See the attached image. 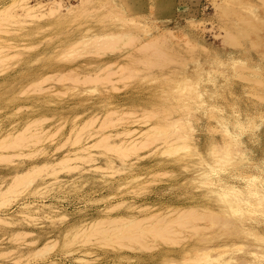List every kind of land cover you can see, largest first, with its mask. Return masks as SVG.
Instances as JSON below:
<instances>
[{"label": "rangeland", "instance_id": "obj_1", "mask_svg": "<svg viewBox=\"0 0 264 264\" xmlns=\"http://www.w3.org/2000/svg\"><path fill=\"white\" fill-rule=\"evenodd\" d=\"M19 1L0 0V11L8 9L0 15V143L19 133L25 140L37 134L39 140L32 136L26 144L18 138L26 145L17 149L0 144V190L10 186L15 194L0 191V264H170V258L198 249L221 264H264L261 210L247 221L215 210L192 188L184 171L188 161L166 154L167 145L181 136H166L167 142L151 137L153 127L161 131L169 121L186 122L183 134L204 151L216 134L201 104L264 120V0H58L61 8L53 14L46 13L47 0ZM95 36L110 43L99 47ZM231 57L243 63L231 64ZM105 116L112 125L101 128ZM126 131L130 135L124 136ZM144 133L154 143L141 148L151 142ZM106 136L111 137L107 144ZM95 139L100 147L93 146ZM130 144L134 154L124 149ZM108 145L123 147L128 156L100 149ZM248 147L256 160L264 159V130ZM22 175L31 183L17 185L18 194L11 185ZM192 207L211 220L188 219L191 229L197 225L192 231L171 225L175 233L179 228L174 239L169 229L175 244L146 235L142 242L148 247L141 248L102 236L109 245L102 247L99 235L88 238L101 231H89L87 225L95 221L106 228L110 219L145 216L159 224L164 219L157 218L168 213L173 218ZM116 221L106 229L118 226ZM75 227H87L82 231L90 234Z\"/></svg>", "mask_w": 264, "mask_h": 264}, {"label": "clouds", "instance_id": "obj_2", "mask_svg": "<svg viewBox=\"0 0 264 264\" xmlns=\"http://www.w3.org/2000/svg\"><path fill=\"white\" fill-rule=\"evenodd\" d=\"M230 63L243 61L231 57ZM200 107L215 126V138L200 151L183 134L186 122H173L161 130V136L180 135L181 139L169 145L166 154L188 161L184 171L192 188L215 210H222L236 221H247L256 210L264 214V159L256 160L248 147L264 130V120L258 121L235 109L228 113L220 104ZM170 264H221V261L206 249H198L187 257L170 258Z\"/></svg>", "mask_w": 264, "mask_h": 264}, {"label": "bare ground", "instance_id": "obj_3", "mask_svg": "<svg viewBox=\"0 0 264 264\" xmlns=\"http://www.w3.org/2000/svg\"><path fill=\"white\" fill-rule=\"evenodd\" d=\"M25 1H26V0H25ZM47 1H48L47 4H46L47 7H48V10L46 11L47 14H48V11H51L52 14H53V13H55V12H53V11H58V9L61 8V6H60L61 3H60L58 0H47ZM80 1H81V0H80ZM19 2L21 3L22 1L20 0ZM22 3H23V2H22ZM29 4H31V3H29ZM43 4H44V3H43ZM43 4H41V5H43ZM13 5H15V4H13ZM26 5H27V4H26ZM76 5H77V4H76ZM76 5H75V7H77ZM10 7H11V6H10ZM22 7H24V6H22ZM43 7H44V6H43ZM64 7H65V10H66V9H67L66 6H64ZM8 8H9V6H8ZM35 8H36V6H35ZM44 8H45V7H44ZM6 9H7V8H6ZM6 9L3 10V11H0V15L3 14V13H4V14H3L2 16L6 15L5 13H7V11H8V9H7V10H6ZM21 9H22V8H21ZM31 9H32L31 7H28L27 10H26L27 13H28ZM68 9H69V8H68ZM33 10H34V8H33ZM71 10H72V9H71ZM73 10H74V9H73ZM31 11H32V10H31ZM68 11H69V10H67V12H68ZM51 12H50V13H51ZM41 15H43V14H41ZM41 15H40V16H41ZM31 16H34V15H31ZM0 17H1V16H0ZM26 17H27V16H26ZM28 17H29V16H28ZM96 37H97V36H95V39H97V40L94 39V41H97V42H95V44H98L97 46H99V47H100V46L102 47L103 44L108 43V42L110 41V40L106 41L105 38L103 37L105 42H104V41L99 42L102 36H99L100 39H98L99 37H98V38H96ZM93 38H94V37H93ZM93 38H90V39H93ZM98 40H99V41H98ZM101 40H102V39H101ZM111 42H112V40H111ZM130 42H131V41H130ZM100 43H102V44L100 45ZM109 43H110V42H109ZM152 44H153V43H152ZM106 45H107V44H106ZM108 45H110V44H108ZM153 45H154V44H153ZM153 45H151V46H153ZM154 46H155V45H154ZM99 47H98V48H99ZM103 47H104V46H103ZM105 47H106V46H105ZM107 47H108V46H107ZM156 47H157V45H156ZM153 48H155V47H153ZM0 50H1V49H0ZM154 50H155V49H154ZM152 51H153V50H152ZM155 51H156V50H155ZM0 55H1V54H0ZM1 57H2V55H1ZM1 60H3V57H2ZM1 60H0V62H3V61H1ZM144 60H145V59H144ZM144 60H142V61H144ZM148 60H149V59L146 58L145 61H148ZM145 61H144V63H145ZM149 61H150V60H149ZM150 63H151V64H150ZM144 65H145V64H144ZM146 65L150 66V65H152V62H151V61H150L149 63L146 62ZM124 72H125V71H124ZM122 74H123V73H122ZM122 76H123V75H122ZM125 76H126V75H125ZM130 76H131V74H130ZM123 77H124V76H123ZM126 77H127V76H126ZM119 114H120V113H119ZM108 115H112V114L109 113ZM108 115H107V116H108ZM121 115H122V114H121ZM113 116H114V114H113ZM117 116H118V115H117ZM146 116H147V115H145V117H146ZM108 117H109V116H108ZM104 118H105V120H104ZM104 118H103V121H102L103 123L101 122V125H102L101 128H103V124H107V123L109 122V119H110V117H109V119H108L106 116H105ZM115 118H116V117H115ZM106 119H107V120H106ZM115 120L118 121L119 118H117V119H115ZM120 120H123V119H120ZM120 120H119V121H120ZM104 121H107V123H105ZM110 121H111V120H110ZM119 121H118V122H119ZM165 121L167 122V120H164V122H162V123L165 124V123H166ZM36 122H37V121H35L34 123H36ZM169 122H170V123H173L172 121H169ZM114 123H116V122H114ZM114 123H113V125H114ZM170 123H169V124H170ZM109 124L112 125V122H110ZM109 124H107V125L109 126ZM166 124H168V122H167ZM107 125H104V126H107ZM88 126H89V125H88ZM88 126H87V127H88ZM160 126H161L160 129H163V128H164V127L162 128V125H160ZM160 126L158 125V127H160ZM166 126H167V125H166ZM109 127H111V126H109ZM99 128H100V127H99ZM101 128H100V129H101ZM153 128H154V127H153ZM153 128H152V130H154V131L151 130V127H150V128H147V129H148V131H152V133L150 132V133H151V137L154 136L153 138H154V139L156 138L155 142H158L159 139L161 140L160 137H162V138L164 139V140L162 139L163 141L161 140V142H165L167 139L173 138V137H172L173 135H171L170 138H166V136H161V131H160L159 129H157V128H154V129H153ZM26 129H28V128H26ZM147 129L145 130V133L147 132ZM83 130H84V129H83ZM155 130H156V132H157V133H155L157 137H155V134L153 133V132H155ZM157 130H158V131H157ZM97 131H98V130H97ZM97 131H96V133H97ZM103 131H104V129H103ZM99 132H102V131L99 130ZM99 132H98V133H99ZM127 132H128V131L124 132V133H126L124 136H126V135L129 133V132H128V133H127ZM132 132H133V131H132ZM132 132H130V133H132ZM134 132H135V130H134ZM143 132H144V131H143ZM143 132H142V133H143ZM104 133H105V132H104ZM122 133H123V132L120 133V136H121ZM142 133L140 132V134H142ZM145 133H144V134H145ZM19 134H20V135H19ZM19 134H16V137H15V136L12 137V140H11V141H10V139H9V141H7V143H6L7 145L4 144V142H1L0 144L3 143L5 146H8V148H9V145H12V147L10 146L12 149H14V148L17 149V147L20 146L23 142L26 141V144H27V140H28V141H31L30 139H32V136H34V138L36 137L37 140H39L37 134H36L37 136H36V135H32V136L30 137V139H26V140L24 139V138H27L26 135H24V136L22 135V136L24 137V138H23V137H21V133H19ZM33 134H34V133H33ZM107 134H108V133H107ZM109 134H110V133H109ZM140 134H139V135H140ZM146 134H147V133H146ZM146 134H145V136L148 138L150 135L147 136L148 134H147V135H146ZM152 134H154V135H152ZM17 135H18L19 137H17ZM99 135H101V134L99 133ZM118 135H119V134H118ZM118 135H115V137H117ZM128 135H130V134H128ZM184 135H185V134H184ZM25 136H26V137H25ZM28 136H30V135H28ZM77 136H78V135H77ZM77 136H76V137H77ZM79 136H80V135H79ZM92 136H93V135H92ZM102 136H103V135H102ZM107 136H108V135H107ZM107 136L105 137L106 139H104V140H106L105 143H106L107 140H108L107 138H109V137H107ZM143 136H144V135H143ZM143 136H141V137H143ZM145 136H144V137H145ZM175 136L177 137V135H174V138H176ZM8 137H9V135H8ZM82 137H83V135L81 136V138H82ZM93 137H94V136H93ZM95 137H96V136H95ZM103 137H104V136H103ZM115 137H114V138H115ZM118 137H119V136H118ZM141 137H140V138H141ZM151 137H149V138H150V139H149L150 141H151ZM158 137H159V138H158ZM13 138H14V139H13ZM18 138H19V140H18ZM28 138H29V137H28ZM34 138H33V139H34ZM81 138H80V139H81ZM100 138H101V137H100ZM100 138H99V142L102 143V142L100 141ZM110 138H111V137H110ZM110 138H109V139H110ZM136 138H137V137H136ZM147 138H145L144 140H147ZM165 138H166V140H165ZM178 138H180V136H179ZM178 138L175 139V140L177 141ZM16 139H17L19 142H21V141H23V142H22V143H18V141H16ZM21 139H24V140H21ZM76 139H77V138H76ZM80 139H79V140H80ZM154 139H152V140L154 141ZM157 139H158V141H157ZM6 140H8V139H6ZM6 140H5V141H6ZM13 140H14V141H13ZM37 140L35 139V140H34V141H35L34 143H36ZM97 140H98V139H97ZM97 140L95 139L96 143L93 145L95 148H96V146L98 147L99 145H100V146L102 145V144H100L99 142H98L99 144H97ZM104 140H102V141L104 142ZM121 140H123V139H121ZM175 140H174V142H176ZM179 140H180V139H179ZM15 141H16L19 145H18V144H17V145H14V144H16ZM95 141H94V142H95ZM129 141H131V140H128L127 143H128ZM153 141H151V142L148 141V142L151 143V144H149V143L147 144V143H144L143 141H141V143L143 142L142 145H141V146H140L139 144H138V145H139L141 148H143V147L145 148V145H150V146L153 145V143H154ZM8 142H10V143H8ZM79 142H80V141H78V139L75 141V143H78V144H79ZM122 142H123V141H122ZM159 142H160V141H159ZM166 142H167V141H166ZM171 142H172V141H171ZM171 142H169V143H171ZM34 143H33V144H34ZM105 143H104V144H105ZM107 143H108V142H107ZM107 143H106V144H107ZM118 143L120 144L121 142H118ZM134 143L137 144V143H139V142H138V141H137V142H133V144H134ZM3 144H2V145H3ZM26 144H24V145H26ZM30 144H32V143H30ZM91 144H92V143H91ZM91 144H90L89 146H92ZM96 144H97V145H96ZM104 144H103V145H104ZM133 144H130L132 148H133L134 145H135V144H134V145H133ZM162 144L165 145V143H162ZM167 144H168V143H167ZM22 145H23V144H22ZM22 145H21V146H22ZM24 145H23V146H24ZM117 145H118V144H117ZM130 145H129V148H131ZM132 145H133V146H132ZM143 145H144V146H143ZM0 146H1V145H0ZM5 146H4V147H5ZM15 146H16V147H15ZM21 146H20V148H21ZM83 146H84V145H83ZM89 146H88V147H89ZM93 146H92L91 148H93ZM100 146H99V147H100ZM104 146L106 147V145H104ZM104 146H102V147H104ZM113 146H114V145L110 146V147H112L111 149H113V150H111L110 147H109V145H108V148H109V150H111V152H110L109 150H108L109 152H107L106 149H108V148H100V149H103V151H104V149H105L106 153H112V151H113V152H114V151H115V152H118V151L120 150V149H118V151H117V147L119 148V146H115V147H116V148H115L116 150L114 149ZM120 146H121V145H120ZM139 146H138V147H139ZM168 146H169V145H167V147H168ZM136 147H137V146H136ZM147 147H149V146H147ZM20 148H19V149H20ZM84 148H85V150H86L87 147H84ZM84 148H81V149L83 150ZM126 148H128V147H126ZM126 148H124L125 151L132 150V151H133V154H134L135 151H137V150H135V148H133L134 150H133V149H129V148L126 150ZM149 148H150V147H149ZM19 149H18V150H19ZM97 149H98V148H97ZM124 149H123V147H122V150H120L121 153H120V152L117 153L118 155L120 154V155H119L120 157H124V156H125L124 153H126V157L128 156V155H127L128 152H124ZM138 149H139V148H138ZM166 149H167V148H166ZM18 150H17V151H18ZM88 150H89V149H88ZM152 150H153V149H152ZM86 151H87V150H86ZM115 152H114V153H115ZM122 152H123V155H124V156H122ZM129 152H130V151H129ZM87 153H88V152H87ZM89 154H90V153H89ZM105 155H106V154H105ZM115 155H116V154H115ZM129 155H131V154H129ZM81 156H83V155H81ZM116 156H117V155H116ZM89 157H90V155H89ZM64 158H65V157H64ZM75 158H76V157H75ZM87 158H88V157H87ZM124 158H125V157H124ZM63 160H67V159H63ZM59 161H60V160H59ZM67 161H68V160H67ZM67 161H66L65 163H63V164H66V165H67ZM62 162H64V161H62ZM62 162H61V163H62ZM61 163L59 162V165H60V166H61ZM57 164H58V162H57ZM63 164H62V165H63ZM44 165H45V164H43V166H44ZM51 165H52V164H51ZM51 165H50V167H51ZM111 165H112V164H111ZM34 166H35V165H34ZM48 166H49V165H48ZM48 166H47V169L50 168V167H48ZM57 166H58V165L55 164L53 167H57ZM67 167H68V165H67ZM112 167H113V165H112ZM45 168H46V167L43 168L44 170H43V169H38V172H37V171H36V172H37L38 174H39V173L41 174V173H42V170H43V171H46ZM35 170H37V169L35 168ZM39 170H40V172H39ZM54 171H55V170H54ZM30 172H31V171H30ZM56 172H57V171H55L54 174H55ZM33 173H34V170H32V173H30V174H33ZM37 173H34V174H37ZM44 173H46V172H44ZM52 173H53V172H52ZM52 173H51V174H52ZM25 174H26V173H25ZM27 174H28V173H27ZM27 174H26V175H27ZM38 174H37V175H38ZM26 175H24V176H26ZM52 175H53V174H52ZM24 176L22 175V177L19 176V177H17V178H15V177L13 178V184H12L11 186H12V188H14V186H15L14 191H15V190L17 191V189H18V188H17V187H18L17 185H19V184L22 183V184L20 185V186H22V185L24 184L23 182H29L28 180L31 178L30 175H27V176L29 177V179H28L27 181L25 180L26 177H25V179L23 178ZM39 176H40V175H39ZM37 177H38V176H37ZM33 178H35V177H33ZM24 180H25V181H24ZM33 180H34V179H32V181H33ZM11 182H12V181H10V183H11ZM29 183H31V181H30ZM26 184H27V183H25L24 185L26 186ZM6 185H7V184H6ZM24 185H23V186H24ZM28 185H29V184H28ZM28 185H27V186H28ZM9 187H10V186H9ZM9 187H8V188L6 187L8 190H7V189H6V190L4 189V191H5L4 194L7 195L8 193H7L6 191H8V192H9L8 195H11L10 197H12V195L15 196L14 193L11 194L10 191L13 190V189H9ZM10 188H11V187H10ZM20 188H21V187H20ZM0 191H1V190H0ZM4 191H3V192H4ZM3 192L1 191V193H3ZM1 193H0V194H1ZM6 193H7V194H6ZM17 193L20 194L19 191H17ZM18 194H17V195H18ZM0 196H1V198H2L3 194L0 195ZM4 199H5V198H4ZM0 200H1V199H0ZM5 201H6L5 203L7 204V203H8V202H7L8 200L6 199ZM9 201H10V199H9ZM1 202H2V201H1ZM3 204H4V201H3ZM0 205H1V204H0ZM7 205H8V204H7ZM27 205H28V204H27ZM30 205H31V204H30ZM24 206H25V205H24ZM26 207H27V206H26ZM28 207H29V206H28ZM33 208H34V205H33ZM194 208H195V207H192V209H189V208H188L189 210H187L186 212H183V210H182V211L179 212L180 214L178 213V214L175 215V217H173V218H168V217H167V216L170 214V213H168V212H167V213H168L167 215H165V216L163 215V217H159V218H157V219H159V220L164 219V220H165V221L163 220V221H164V224H163V221H161V222L159 221V224H157V223H158V222H157L158 220H155L154 222L150 223L149 221H151V220H150V219H149V220L145 219V218H144L145 216H143V218H139V219H140V220L142 219V221H144L145 223H146V221H148V222L150 223V224H148V225H145V223L142 224V223H141L142 221H139V219H137L138 221H135V220H132V219H131V221H130V220L128 221V219H127V221H125L126 219H125V220L122 219L123 222H121V220L119 221V220L116 219L118 222H120V223H118L119 225L116 226V227H113V229H112V227L108 228V229L110 230V231H109V230L106 229V228L109 226V223H111L110 221H113V222L115 223L116 220H111V219H110V221H108L109 223L107 222L108 226H107V224H106V221L104 220V223L106 224V228H105L103 225H101L102 227H100V226L98 227L97 225H98L101 221H100L99 223H97L98 221H97V222L95 221L96 224L93 225V224L90 223V224L87 225V227L89 226L88 228L90 229V230H89L90 232H91V231H94V230L97 229V228H98V229H99V228L101 229V231H100V230H95V231L92 233L94 237L90 234V232H89L88 234H90L91 236L88 235V234L85 232V230L82 231V228H83V227H81V229H80V228H77V227H75V228L78 229V230L80 229V231L84 232L83 234L86 233V234L89 236V237L86 236V238H87V237H88V238L91 237V238H94V239H95V238L97 237L96 235H99L98 237L100 238V240H101V237L103 236L104 238H106V237H108V238H114V239L116 240V241H115L116 243H118V241H119V244H120V242H121L122 240H126V242H127L128 244H129L130 242H134L135 245L138 244V243H140V245L138 244L137 246H139V247L143 246V248H145V247L147 248L148 245L146 246V243H145L146 241L144 240V241L142 242L143 238H144L146 235H147V236H150V238L152 237L151 239H153V237H154L155 239H159V238H160V240H162V241H163L164 239H166L165 241L168 240V243H170L169 241L171 240V237H169L170 235H168V234H170V232L172 231V232H171V236H172V234H173V239H174V235H176V234L178 233V229H179V228H178V229H177V233H175V232H176V231H175L176 229L171 228V225L174 224L173 226H175V225L177 224L178 226L176 225V227L181 226V229L183 230L184 228H182V227H185V228L187 227V228H188L189 224H190V226H191V222H192L193 219L197 220V219L199 218V220H202V221L207 220V219H205V217L202 218V213H201V214L196 213L195 210H194ZM22 209H27V208H22ZM22 209H20V211H21ZM30 209H32V208H30ZM198 209H199V208H198ZM28 210H29V208H28ZM36 210H37V207H36ZM201 210H202V209H201ZM24 211H25V210H23V212H24ZM176 211H177V210H176ZM176 211H175V213H176ZM202 211H204V210H202ZM210 211H211V210H210ZM17 212H19V211H17ZM25 212H26V211H25ZM170 212H172V214H174L173 211H170ZM206 212H207V215L210 213V212H208V211H206ZM206 212H204L203 215H206V214H205ZM212 212H213V211H212ZM20 213H21V212H20ZM26 213H27V212H26ZM28 214H29V213H28ZM211 214H213V213H211ZM22 215H23V217H24L26 214L24 215V213H23ZM29 215H30V214H29ZM151 215H152V214H151ZM155 215L158 216L157 213H156V214H153V216H150V217H151V218H154ZM170 215H171V214H170ZM133 216H134V215H133ZM209 216L214 218L213 215H210V214H209ZM209 216H208V217H209ZM20 217H21V216H20ZM109 217H110V216H109ZM109 217H108V218H109ZM121 217H122V216H121ZM150 217L148 216V218H150ZM208 217L206 216V218H208ZM0 218H2V217H0ZM26 218H28V216H27ZM29 218H30V217H29ZM29 218H28V219H29ZM100 218H101V217H100ZM103 218H104V217H103ZM117 218H119V217H117ZM123 218H124V217H123ZM136 218H137V217H136ZM146 218H147V216H146ZM165 218H166V219H165ZM167 218H168V219H167ZM222 218H223V217H222ZM105 219H106V218H105ZM113 219H114V218H113ZM143 219H145V220H143ZM154 219H155V218H154ZM188 219H192V220H188ZM203 219H204V220H203ZM195 220H193V222H194ZM209 220H211V219L209 218L207 221H209ZM213 220H214V219H213ZM102 221H103V220H102ZM117 221H116V222H117ZM152 221H153V219H152ZM188 221H189V222L191 221V222L189 223ZM92 222H93V221H92ZM156 222H157V223H156ZM187 222L189 223L188 226H187ZM195 222H199V221L197 220V221H195ZM93 223H94V222H93ZM114 223H111L110 226H111L112 224L115 225ZM212 223L214 224L213 221H212ZM212 223H211V224H212ZM85 224H86V223H85ZM85 224H84V225H85ZM100 224H102V222H101ZM100 224H99V225H100ZM184 224H185L186 226H184ZM194 224H195V223H194ZM116 225H117V223H116ZM143 225H145V226H143ZM77 226H78V225H77ZM82 226H83V225H82ZM96 226H97V227H96ZM173 226H172V227H173ZM190 226H189V227H190ZM195 226H197V225H195ZM195 226H194V228L196 229ZM78 227H79V226H78ZM87 227H85V228H87ZM95 227H96V228H95ZM103 227L105 228L104 230H102ZM199 227H200V226H199ZM85 228H83V229H85ZM88 228H87V229H88ZM170 228L172 229L171 231H169ZM194 228H192V229L195 230ZM73 229H74V228H72V230H73ZM87 229H86V230H87ZM181 229H180V231H181ZM189 229H191V227H190ZM192 229H191V231H192ZM76 231H77V230H76ZM97 231H98V232L100 231L99 233L102 234V235H100ZM82 232H79L78 235L82 234ZM95 232H96V233H95ZM193 232H194V231H193ZM70 233H71V232H70ZM180 233H181V232H180ZM178 234H179V233H178ZM187 234H188V233H187ZM67 235H68V234H67ZM78 235H77V237H78ZM179 235H180V234H179ZM179 235H177V236H179ZM68 236H69V235H68ZM73 236H75V235H73ZM80 236H81V235H80ZM156 237H158V238H156ZM68 238H69V237H68ZM70 238H72V237H70ZM74 238H75V240L77 239L76 237H74ZM74 238H73V239H74ZM86 238H85V241L89 240L88 238H87V239H86ZM108 238H107V239H108ZM147 238H148V237H147ZM81 239H83V238L81 237ZM81 239H80V240H81ZM97 239H98V238H97ZM114 239L111 240V241L113 242ZM145 239H146V237H145ZM100 240H94V241L97 243V241L100 242ZM146 240H147V239H146ZM175 240H176V237H175ZM71 241H72V240H71ZM81 241H82V240H81ZM81 241H78V242H81ZM83 241H84V240H83ZM101 241H102V242L99 244V246H100L103 242H106L105 244H107V242H108V240L106 241L105 239H104V240H101ZM111 241H110V243H111ZM148 241H149V240H148ZM155 241H156V240H155ZM171 241H173V240H171ZM176 241H177V240H176ZM88 242L90 243V241H88ZM88 242H87V243H88ZM115 242H114V243H115ZM150 242H151V240L149 241V243H150ZM163 242H164V241H163ZM177 242H178V241H177ZM177 242H176V243H177ZM82 243H84V242H82ZM116 243H115V246L117 247V245H119V244L116 245ZM143 243H144V244H143ZM149 243H147V244H149ZM153 243H154V242H153ZM153 243H151V246H153V245H152ZM165 243H166V242H165ZM173 243H174V241H173ZM173 243H172V244H173ZM105 244L103 243L101 246L103 247V245H105ZM121 244L123 245L124 243L121 242ZM141 244H142V245H141ZM166 244H167V243H166ZM174 244H175V243H174ZM107 245H108V244H107ZM113 245H114V244H113ZM122 245H121V247H122ZM131 245H132V244H131ZM170 245H171V243H170ZM105 246H106V245H105ZM105 246H104V247H105ZM108 246H109V245H108ZM110 246H111V245H110ZM124 246H125L124 249H127L126 245H124ZM129 246H130V244H129ZM129 246H128V249L132 248V247H129ZM215 246H216V245H215ZM50 247H52V246H51V243H50ZM50 247H49V249H50ZM211 247H212V246H211ZM218 247H219V246H218ZM42 248H45V250H42L43 252H44V251L47 252V249H46L45 246H43ZM47 248H48V247H47ZM117 248H119V247H117ZM141 248H142V247H141ZM195 248H196V247H195ZM195 248H194V249H195ZM49 249H48V250H49ZM128 249H127V250H128ZM211 249H212V248H211ZM39 251H41V250H39ZM42 251H41V252H42ZM216 251H217V250H216ZM185 254H186V252H185ZM188 255H189V253H188ZM186 256H187V254H186Z\"/></svg>", "mask_w": 264, "mask_h": 264}]
</instances>
